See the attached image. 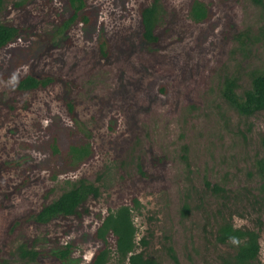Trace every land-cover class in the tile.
Listing matches in <instances>:
<instances>
[{
    "label": "rangeland",
    "instance_id": "1",
    "mask_svg": "<svg viewBox=\"0 0 264 264\" xmlns=\"http://www.w3.org/2000/svg\"><path fill=\"white\" fill-rule=\"evenodd\" d=\"M188 1L162 0L161 39L153 44L141 37L138 12L140 3L152 0H88L110 40L109 57L82 24L73 26L69 42L34 52L11 76L6 72L11 48L38 36L0 49V264H84L96 248L90 240L78 245L72 263L52 256L30 261L19 247L49 250L80 239L132 195L142 203L133 216L137 250L159 264H226L236 244L217 241L224 218L257 230L264 258L258 167L264 160V110L243 115L222 94L228 76L240 77L243 93L251 86L249 72L264 70V0H203L215 13L209 22L191 17ZM68 14L67 0H5L1 19L44 35ZM32 67L80 85L74 99L90 136L87 151L72 157V167L50 155L46 144L58 123H69L62 84L11 89ZM151 152L164 157V164L154 165ZM23 157L27 165L5 167ZM140 159L147 176L139 172ZM81 178L101 189L98 199L88 201L91 213L83 223L57 218L13 227L15 218L40 210ZM205 179L226 192L215 195ZM109 264L126 263L113 252Z\"/></svg>",
    "mask_w": 264,
    "mask_h": 264
},
{
    "label": "trees",
    "instance_id": "2",
    "mask_svg": "<svg viewBox=\"0 0 264 264\" xmlns=\"http://www.w3.org/2000/svg\"><path fill=\"white\" fill-rule=\"evenodd\" d=\"M5 0H0V49H8L13 43L20 40H30L34 35L38 38L32 43L15 46L11 48L9 57V69L6 71L11 76L13 71L27 64L33 58V53L40 50H47L57 45H64L69 42L68 33L74 25L82 24L87 36H96L98 47L104 57L111 54L110 40L106 36L103 23L99 21L98 10L88 3V0H67L69 14L52 32L44 35L34 32L32 27L13 25L5 23L1 19ZM142 27V39L153 44H159L161 35L158 32L160 21L165 13L162 0H152L151 3H140L138 7ZM188 12L197 22L212 21L215 13L212 7L203 0H189ZM37 33V34H36ZM251 86L239 92L240 77L236 74L228 76L223 84L222 94L236 110L243 115H252L264 110V70L253 69L249 72ZM60 82L63 87V94L60 96L68 116L69 123H58L53 133L47 139V150L50 155L62 158L69 167L72 157L75 154H83L87 151L86 138L90 136L89 130L79 117L74 93L80 88L79 83L64 75H59L46 70H39L36 67L30 68L25 74L11 86L16 92H29L36 89H45L48 86ZM58 118V117H57ZM115 121H111L110 128L114 129ZM45 144V146H46ZM186 160L188 161L186 155ZM151 159L154 165L164 164L165 158L151 152ZM26 158L11 160L5 167L15 165H27ZM46 165H43V167ZM258 167L263 175L261 190L264 193V160L258 162ZM139 172L143 176L148 173L144 169L142 159L138 163ZM206 187L215 195H223L226 188L219 183H212L205 179ZM101 189L95 183L86 178L76 181L71 188L64 191L58 198L50 203H45L38 211L21 215L12 222L13 227L24 222L33 221L37 224H46L57 218L75 219L81 224L86 216L90 215L88 201L98 199ZM142 203L137 195H132L128 201L121 203L116 209L109 211L95 230L91 233H82L80 239H71L61 243L52 249L29 248L26 243L21 244L19 250L24 258L30 261H37L47 256H52L64 263L73 262V254L78 245L90 240L96 243V248L88 261L84 264H109L112 253L116 252L120 261L126 264H159L155 259L147 257L143 251L137 250V227L133 216L134 211L139 210ZM190 206L185 204L183 213L189 214ZM261 235L251 228L237 227L232 219L224 218L217 230V241L222 244L234 242L236 252L232 257L225 260L226 264H264L261 254ZM142 242H146L142 239ZM171 257L176 263L179 262L173 247L169 248Z\"/></svg>",
    "mask_w": 264,
    "mask_h": 264
}]
</instances>
